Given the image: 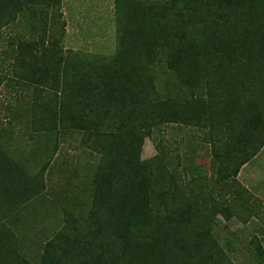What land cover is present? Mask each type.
Segmentation results:
<instances>
[{"label":"trees","instance_id":"16d2710c","mask_svg":"<svg viewBox=\"0 0 264 264\" xmlns=\"http://www.w3.org/2000/svg\"><path fill=\"white\" fill-rule=\"evenodd\" d=\"M62 4L0 0L10 77L33 89L27 122L51 145L33 175L0 137V264H234L213 231L219 216L262 214L238 177L264 148V0H115L109 58L65 49ZM168 125L204 132L209 171L161 148L142 159L146 137ZM67 134L99 160L88 191L64 190L33 262L15 218L41 198ZM249 245L262 261L261 240Z\"/></svg>","mask_w":264,"mask_h":264},{"label":"rangeland","instance_id":"374dc122","mask_svg":"<svg viewBox=\"0 0 264 264\" xmlns=\"http://www.w3.org/2000/svg\"><path fill=\"white\" fill-rule=\"evenodd\" d=\"M115 0H63L62 21L66 22L63 46L85 55L112 57L117 45V26ZM9 30L0 33V133L6 148L22 165L29 166L33 175L39 174L42 157L50 143L35 135L33 127L27 122L26 108L35 101L33 89H27L13 81L11 76V60L5 54ZM169 73H160L158 87L164 88V81ZM38 93V92H37ZM40 94V93H39ZM32 134V135H31ZM31 136H34L32 138ZM205 134L195 128L180 125L163 126L146 137L142 148V159L150 160L158 155V149L170 151L172 158H189L196 166L209 171L211 166V147L205 140ZM79 134H67L61 141L58 153L53 157L51 165L44 174L46 188L41 191L37 203L24 209L15 218L21 237L26 242L22 252L29 260L39 261L41 245L57 228L59 222L57 206L63 204L64 190L67 186L82 184L83 192L88 191V174L92 166L98 163L97 155L91 156L82 147ZM51 150V149H50ZM260 158L245 165L239 181L248 190H253L259 200L260 218H252L248 224L237 219L225 221L220 216L213 235L234 264H264L255 254L249 251L251 241L259 238L264 245V189L260 183L264 176V148ZM81 192L74 189L71 194ZM79 200L80 203L86 201ZM87 210V206L83 207ZM253 249V248H252Z\"/></svg>","mask_w":264,"mask_h":264},{"label":"crops","instance_id":"0c3cea01","mask_svg":"<svg viewBox=\"0 0 264 264\" xmlns=\"http://www.w3.org/2000/svg\"><path fill=\"white\" fill-rule=\"evenodd\" d=\"M260 155H261V154H259L257 157H255L254 161H255L256 159L260 158ZM248 165H249V163H248ZM260 183L263 184V186H264V176H261V178H260ZM249 191H250V190H249ZM251 192L253 193V190H251ZM263 192H264V189L262 190V192H260L261 195H262V199H263V194H262ZM263 203H264V201H263Z\"/></svg>","mask_w":264,"mask_h":264}]
</instances>
